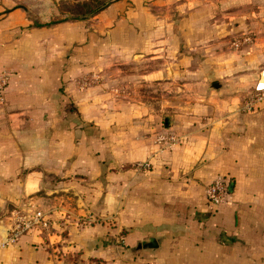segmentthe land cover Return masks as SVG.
<instances>
[{
	"label": "crops",
	"instance_id": "obj_1",
	"mask_svg": "<svg viewBox=\"0 0 264 264\" xmlns=\"http://www.w3.org/2000/svg\"><path fill=\"white\" fill-rule=\"evenodd\" d=\"M174 1L112 0L93 17L45 24L0 7V264H264V101L230 109L238 99L230 59L218 62L216 18L198 0L177 3V17ZM230 18L264 37V0H230ZM181 35L194 51L175 61L168 45ZM120 57L146 64L148 85L186 93L188 109L164 126L179 140L159 154L140 135L167 110L165 93H148L126 123L120 112L107 119L106 94L96 107L73 88ZM129 158L150 165L120 169ZM216 176L228 201L212 206L203 189ZM35 215L6 241L17 216Z\"/></svg>",
	"mask_w": 264,
	"mask_h": 264
},
{
	"label": "rangeland",
	"instance_id": "obj_2",
	"mask_svg": "<svg viewBox=\"0 0 264 264\" xmlns=\"http://www.w3.org/2000/svg\"><path fill=\"white\" fill-rule=\"evenodd\" d=\"M82 0H0V7L5 9L6 7L17 6L23 8L28 17L34 22V24L53 23L60 20L71 19H86L93 17L94 15L83 18H72L70 11L74 7V3ZM110 1V0H102ZM181 0H175L172 5L175 15L180 16L179 9L175 8V5ZM204 6L202 14L209 15L213 13L216 18V23L221 31V34L216 38V51L218 52V62H225L230 59V75H226L230 78V97L235 96L237 101L233 104L230 103V109L236 112H251L259 109L264 99L258 100V96L253 92V85L260 75V71L264 67L260 61V55H264V37L260 36L257 32L260 27L251 26L249 22L239 23L237 20L230 18V0H198ZM166 9V8H165ZM168 9V8H167ZM166 9V10H167ZM182 10V7H181ZM240 17L242 14H235ZM257 28V29H256ZM174 32V31H173ZM176 32L180 34V31L176 29ZM173 35V34H171ZM173 39V38H172ZM205 40V39H204ZM188 41V40H187ZM172 54L170 58L177 61L180 57L187 55L189 52L194 51L193 46L190 47L184 42V36L181 35L180 39L176 40L175 48L172 49L168 45ZM257 53V56L254 55ZM193 55V54H192ZM136 59V58H135ZM189 62H193L190 59ZM234 64L233 66H231ZM108 69L102 71L95 67L76 75L71 82L76 92L86 95L96 102L94 106L99 105V96L106 94L108 100V120L112 119V115L116 112H120L125 116L124 121L129 122L130 113L135 114L132 108L144 105L146 95L148 93L155 94L165 93L164 96L167 99L166 111L163 109L159 112L158 118L154 121V118L148 120L149 125L146 130L140 135V139L144 141L151 148L153 153H161L164 150L169 149L170 146L163 145L159 140L161 135L176 134L164 126L169 123V117L167 113L171 110L177 109L182 106L183 109H188L186 93L178 88L176 85L165 86H151L148 85L147 80L140 75L147 70L146 64L142 61L139 64H133L131 59L126 60L122 57L117 58L111 64ZM221 80V77L219 81ZM212 82L208 81L210 91H218V88L212 87ZM217 82V81H215ZM222 82V81H221ZM224 84V83H223ZM225 85V84H224ZM183 88V87H181ZM188 94L196 95L198 92L192 88L186 90ZM142 99V100H141ZM240 99V100H239ZM98 103V104H97ZM233 105V106H232ZM154 110L160 109L157 104H153ZM160 111V110H159ZM152 144V145H151ZM110 153H108L109 156ZM111 155V154H110ZM146 162L148 160L143 158H129L124 159L118 166L120 169L132 168L139 171H145L147 166L139 167V163ZM148 165H150L148 163ZM110 169L114 170L113 167Z\"/></svg>",
	"mask_w": 264,
	"mask_h": 264
},
{
	"label": "built area",
	"instance_id": "obj_3",
	"mask_svg": "<svg viewBox=\"0 0 264 264\" xmlns=\"http://www.w3.org/2000/svg\"><path fill=\"white\" fill-rule=\"evenodd\" d=\"M8 82V74L1 73L0 74V94L3 92L6 84ZM253 92L258 96V100L264 99V67L260 71V75L257 78L256 82L253 85ZM159 140L162 141V146H171L176 143L179 139L177 136L173 134L161 135ZM141 166H149L148 163L143 162L138 164ZM203 195L205 201L212 205L216 206L221 203H225L228 201V191H227V183L222 176H216L212 181L204 186ZM40 223V217L34 216L32 219L25 220L22 216H17L14 224L9 230V235L6 238V241H14L22 231L26 228L30 227L31 224ZM42 225H44L42 223ZM78 264H86V263H78ZM138 264H150L141 262Z\"/></svg>",
	"mask_w": 264,
	"mask_h": 264
},
{
	"label": "trees",
	"instance_id": "obj_4",
	"mask_svg": "<svg viewBox=\"0 0 264 264\" xmlns=\"http://www.w3.org/2000/svg\"><path fill=\"white\" fill-rule=\"evenodd\" d=\"M110 1L102 0H82L80 2L74 3V7L69 10L72 18H83L96 14L98 11L103 9L106 4Z\"/></svg>",
	"mask_w": 264,
	"mask_h": 264
},
{
	"label": "water",
	"instance_id": "obj_5",
	"mask_svg": "<svg viewBox=\"0 0 264 264\" xmlns=\"http://www.w3.org/2000/svg\"><path fill=\"white\" fill-rule=\"evenodd\" d=\"M211 85H212V87L215 88V89L219 87V84H218L217 82H212Z\"/></svg>",
	"mask_w": 264,
	"mask_h": 264
}]
</instances>
